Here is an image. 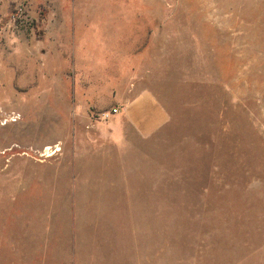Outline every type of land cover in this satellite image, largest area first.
<instances>
[{
  "label": "rangeland",
  "instance_id": "obj_1",
  "mask_svg": "<svg viewBox=\"0 0 264 264\" xmlns=\"http://www.w3.org/2000/svg\"><path fill=\"white\" fill-rule=\"evenodd\" d=\"M141 80L169 121L100 142ZM0 264H264V0H0Z\"/></svg>",
  "mask_w": 264,
  "mask_h": 264
},
{
  "label": "crops",
  "instance_id": "obj_2",
  "mask_svg": "<svg viewBox=\"0 0 264 264\" xmlns=\"http://www.w3.org/2000/svg\"><path fill=\"white\" fill-rule=\"evenodd\" d=\"M81 35L83 33L77 31V37L79 38ZM148 38V33L140 31L131 32L126 36L127 43L125 45L127 44L128 46L125 47V63H128L131 70H149L148 65H152L150 69H154L153 64L159 63V52H156V57H150V54L153 53L150 51ZM128 57H131L129 61L126 60ZM160 57V62H163V44L160 50ZM143 81L141 80L139 89L137 91L134 90L135 93L132 96L133 90L130 88L127 91L117 90V87H120L118 85L114 86L111 93L97 96V100H95L97 104L105 100L114 101L117 97L124 99V106L121 108L113 102L111 103L113 104L112 108H117L118 106V112L112 115L114 117L112 126L115 125V127H112L113 129L99 125L98 121L96 122L95 132L99 136L100 142L116 145L118 141H122V144H127L130 141L128 128L134 130L139 136L149 137L167 124L170 119L167 108L156 94L144 85Z\"/></svg>",
  "mask_w": 264,
  "mask_h": 264
},
{
  "label": "built area",
  "instance_id": "obj_3",
  "mask_svg": "<svg viewBox=\"0 0 264 264\" xmlns=\"http://www.w3.org/2000/svg\"><path fill=\"white\" fill-rule=\"evenodd\" d=\"M118 112V108H113L112 110H111V112H109V111H105V112H103L102 113V118H104V119H108V118H110L111 117V115L112 114H115V113H117Z\"/></svg>",
  "mask_w": 264,
  "mask_h": 264
},
{
  "label": "bare ground",
  "instance_id": "obj_4",
  "mask_svg": "<svg viewBox=\"0 0 264 264\" xmlns=\"http://www.w3.org/2000/svg\"><path fill=\"white\" fill-rule=\"evenodd\" d=\"M53 148L51 147V146H49V145H47V148H46V150L48 151L49 150V152H51V150H52ZM60 149V147H57L56 148V151H58ZM53 153H50L49 155H52Z\"/></svg>",
  "mask_w": 264,
  "mask_h": 264
}]
</instances>
